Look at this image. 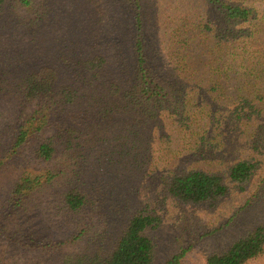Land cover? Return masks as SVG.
Segmentation results:
<instances>
[{
	"label": "rangeland",
	"instance_id": "rangeland-1",
	"mask_svg": "<svg viewBox=\"0 0 264 264\" xmlns=\"http://www.w3.org/2000/svg\"><path fill=\"white\" fill-rule=\"evenodd\" d=\"M136 1L29 0L27 5L5 0L0 5V78L5 79L0 91V264H65L97 247L106 250L131 214L144 207L162 219L149 232L156 244L154 264H168L187 247L181 264H207L209 256L264 225V149L260 155L251 149L264 112L257 123L246 125L228 117L239 91L264 95V0H234L251 5L260 27H234L239 36L230 37L224 53L217 47L218 13L205 0H140L148 67L168 93L160 115L143 118L140 126L134 106L124 102L125 91L135 83ZM210 20L213 25L205 29ZM181 38L190 40L187 52L176 45ZM65 55L106 61L95 88L82 86L81 72L71 68L73 59L64 62ZM57 60V79L80 91L67 109L57 106V114L63 112L75 129L71 143L60 139L54 160H37L38 143L54 136L51 124L14 154L16 129L37 103L23 102L12 78ZM220 65L226 72L214 70ZM94 101L110 111L107 125L99 122V109H91ZM253 158L262 164L256 176L243 190L226 178L229 194L215 208L186 205L164 194L168 177L198 169L224 172ZM46 170L58 177L18 208L11 192L22 173ZM74 187L90 192L94 205L70 215L61 207L62 197ZM248 264H264V254Z\"/></svg>",
	"mask_w": 264,
	"mask_h": 264
},
{
	"label": "trees",
	"instance_id": "trees-1",
	"mask_svg": "<svg viewBox=\"0 0 264 264\" xmlns=\"http://www.w3.org/2000/svg\"><path fill=\"white\" fill-rule=\"evenodd\" d=\"M4 1L0 0V5ZM23 1L25 4H29V0ZM205 2L218 13L219 27L222 28L218 31L217 47H220L221 53L226 51L224 47L229 42L230 37L232 39L239 36L234 27H260V25L255 24V11L250 4L235 2L234 0H205ZM133 12L136 31L133 43L136 73H134L135 83L131 90L124 93V102L129 100L130 104L134 106L132 111L137 113H134L138 117L136 123L137 126H140L146 122L143 118L152 119L160 115L159 110L162 109V104H164L168 93L165 91L166 87L153 75L155 72L148 67L144 39L142 38L144 14L140 0L134 3ZM211 25L213 22L210 20L203 27L207 29ZM176 45L179 46L180 50L187 52L184 46L189 47L190 40L181 38L177 40ZM221 45L223 46L221 47ZM223 57L224 55L220 57V60L226 63ZM62 58L65 59V63L67 60L73 59L69 55L62 56ZM57 62L58 60L52 61L53 64L50 65L43 63V65L29 71L24 77L12 78L17 84L15 89L18 90L17 93L22 97L23 102L37 103V108L30 115L31 117L27 119L24 125L16 129L12 144L14 154L38 134L46 131L51 124L54 129V136L38 143L34 153L37 160L41 162L54 160L56 145L60 139L65 138L67 143H71L69 137L74 134L75 129L69 126L63 112L57 114V106H63L67 109L68 106L76 102L80 91L79 88L74 89L72 84L62 83L57 79L59 77L57 70L60 68ZM105 63L106 61L100 57H94L84 60L73 59L69 64L75 72H81L83 87L95 88V79L99 78V70L103 69ZM220 69L223 73L226 72L224 65H220L218 69L214 70L218 72ZM4 80V78H0V91L3 92L1 82ZM217 86L220 85L217 84ZM214 88H212V92ZM263 100L264 95L260 92L253 95L239 91L235 96L234 107L228 111L230 121L236 125L257 123L256 121L263 116ZM94 102L91 109L96 113L99 109V122L107 125L110 111L106 109L104 104L99 105L98 102ZM130 112L129 114H131ZM70 116L73 117L72 111H70ZM88 130L90 131L89 126ZM251 149L253 153L259 155L264 149V124H259L255 128L251 140ZM260 165H262L261 162L253 158L239 160L224 172H207L198 169L176 174L166 178L164 194L186 205L215 208L229 194L227 179L235 185V188L243 190L253 176H256ZM75 174L77 175L76 172ZM57 177L58 174L53 170L39 173L24 171L11 192L16 201L15 205L18 208L24 207L25 202L21 204V201H24L26 196L53 183ZM93 205L94 198L91 197L90 192L74 187L63 194L61 207L68 214L73 215ZM161 224L162 219L156 211L148 207L140 208L131 214L126 226L110 248L105 250L103 247H97L89 256L86 254L82 259L81 256L77 259H69L65 261V264H154L156 244L149 236V232L157 230ZM189 250L190 247L182 248L168 264H181ZM263 254L264 225H260L234 240L224 252L209 256L207 264H248Z\"/></svg>",
	"mask_w": 264,
	"mask_h": 264
}]
</instances>
